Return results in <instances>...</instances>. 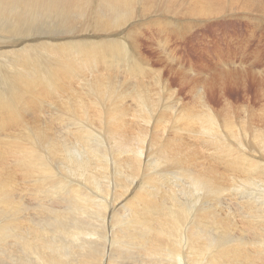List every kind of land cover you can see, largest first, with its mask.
Returning a JSON list of instances; mask_svg holds the SVG:
<instances>
[{"label":"bare ground","instance_id":"1","mask_svg":"<svg viewBox=\"0 0 264 264\" xmlns=\"http://www.w3.org/2000/svg\"><path fill=\"white\" fill-rule=\"evenodd\" d=\"M159 1L0 0V31L5 29L14 37L25 36L27 23L43 17L58 19L67 26L79 20L83 26L102 29V32H112L117 28L120 31L119 27L123 28L122 25L131 20L137 10L150 9ZM215 2L200 0L198 6L194 2L199 11L191 3L194 9L191 5V9L184 6L189 8L187 13L204 17L215 11ZM181 9L179 13L185 15L186 10L181 12ZM171 10L176 14L177 10ZM114 33L117 34L114 31L113 36ZM108 34V37L112 35L106 31ZM64 36V39L68 37ZM125 36L134 40L129 38L131 35ZM87 38L89 44H74V41L73 45L59 46V43L57 47L38 45L34 49L36 52L41 51L54 58L45 63L38 57L36 59L35 54L34 57L24 56L21 50L10 53L8 45L12 58L9 56L6 63L0 62V68L6 69L0 71V264H264V197L259 205L249 197L245 203H239V208L246 213L247 232H234L239 223L237 227L222 220L221 212L217 214L222 205L220 197L230 188L234 190L243 185L247 191L251 187L264 190V167L254 156V153H264V130L248 128L236 119L235 124L231 119L221 120L203 104L205 92L202 88L197 89L198 99L194 106L188 108L189 105L185 104L187 107L176 109L177 116H171L168 114L171 108L167 110L160 106L164 97L154 92L156 88L152 89L158 87L162 79L156 77L154 81L151 74L155 85L150 83L151 88L146 81L143 83L145 75L135 58L134 41L130 42L132 48L129 51L119 41L115 43L117 37L115 41L112 37L113 43L107 41V44H93ZM19 42H23L22 39ZM99 64L102 68H98ZM231 65L234 68L233 62ZM85 70L95 71H91L95 74L91 78V88L88 85L89 90L87 86L81 91L74 90V80ZM119 70H123L125 76L137 79L133 80V85L130 81L132 88L129 89L125 82V86H115L117 82H113V76ZM225 72L219 77L227 79L230 74ZM53 90L62 94L64 99L57 100L58 95L55 97ZM127 99L133 102L132 108H129L132 104L129 107L124 105ZM44 106L54 108L47 123L39 125L27 119L28 115L42 114ZM226 116L229 117L228 114ZM104 117L106 140L115 153L123 154L118 167L126 183L142 167L148 126L151 128L148 147L156 151H153L155 157L151 165H162L156 176H148L144 180L138 192L131 194V190V200L126 199L123 204H115L116 195L110 181L105 182L107 178L93 173L95 169H108L103 142L94 129L103 124ZM84 121L91 126L89 129L84 126ZM57 126L65 131V137L57 136ZM165 130L173 135L167 134L169 137L160 144L159 134ZM205 152L207 155L211 153L209 159H203ZM213 163L222 165L224 170L219 171ZM74 181L80 182L74 185ZM125 182L121 181L115 187L126 192ZM19 183L25 186L23 196L17 194ZM199 193L203 202L196 208L193 205L195 200L192 203L191 200L192 197L197 199ZM178 194L188 198L186 203L179 199ZM234 194L237 195L235 191ZM234 200L238 202V199Z\"/></svg>","mask_w":264,"mask_h":264},{"label":"rangeland","instance_id":"2","mask_svg":"<svg viewBox=\"0 0 264 264\" xmlns=\"http://www.w3.org/2000/svg\"><path fill=\"white\" fill-rule=\"evenodd\" d=\"M161 1L162 0H160L158 3L153 4L150 9L145 8V11L137 10L132 17L134 19L131 18V20H128L130 22L127 21L126 23H124L122 25L123 28H121V26H120L119 27L120 31H118V28H117V30L115 29L112 32H110L109 30H106V31H108V33H110V35L115 31L117 34L114 33L115 36H113V34L111 35L113 37L114 41L117 37V41H115V43H117L119 41L124 46V48L128 49L129 51L132 48V44H135V45H133V49H135L133 51H135V53H134L135 58L137 59L138 64L140 63L139 67H140V69H142V71L145 75V78L143 79L144 84L146 81V85L151 87L152 84H153L152 86L155 85V83H154V81H156L155 79H157L158 77L160 79H162L161 84H159L161 89L159 86H158L159 88L157 86H155L153 88L151 87L153 90H155V88L157 89L154 91L155 93L158 92L159 95H161V97H164L163 102H165V103L161 102L162 104L160 103L161 104L160 106L163 108H167V110H169V108H171L170 111H168V114H172L171 116H173V117L177 116L175 114H178L177 110H180L181 107L183 109L186 105L187 106L189 105L188 106V108H189V107H191V105L194 106L197 103L198 90H200L202 88L201 90L205 92V99L203 100V104L206 107H208V109L211 112H213L215 115H217L221 120L222 119H231L234 123L235 119H236V122L241 123V121H242L243 124L246 125L248 128L252 127V128H255L259 131L264 130V0H221V2H220V0H215L216 2L213 5L215 7V11L212 13L215 16L210 14L211 17L207 14L204 15V17H203V15H200L197 13H189V12H188L189 14L187 13L186 9L189 10V8H190L189 6L191 4L196 6V4L200 0H196V1L195 0H185V1L184 0H182V1L181 0H163V3ZM174 1H175V3H173ZM194 2H196V4H194ZM189 3H191V4H189ZM168 4H170V5H168ZM184 4L186 6H188L189 8L184 6ZM198 4H200V3H198ZM198 4H197V6H198ZM158 5H160V6H158ZM166 5H168V6H166ZM175 5H176V7H175ZM181 5H183V6H181ZM192 5H191V8L194 9L193 7H195V6H192ZM169 6L170 7L172 6L171 8L173 9V12H175L177 10L176 14L171 12L172 10ZM197 6H196V8L198 9L199 7H197ZM167 7H169V8H167ZM183 7H184V10L181 9ZM136 8H138V6ZM179 8L181 9V12H182V10H183V12L186 10L185 15H182V13L181 14L179 13L180 12ZM174 9H176V10H174ZM199 10H200V8L198 9V11ZM158 11H160V12H158ZM168 11H170V12L168 13ZM138 12H140V14H137ZM157 12L159 13V15H157L158 14ZM211 12H212V10H211ZM218 12L220 15L218 14ZM162 13H163V15H162ZM177 13L180 15H178ZM216 13L218 14V16L216 15ZM175 17H176V19H175ZM178 17H180V18H178ZM201 17H203V18H201ZM207 17L209 18V20ZM161 18H162V20H161ZM213 18L215 20H213ZM164 20L166 22H162ZM167 20L169 21L168 23H167ZM177 21H179V24ZM75 22H76V24H75ZM161 22L163 23V25ZM79 23H80V25H79ZM80 26H81V28H80ZM152 26H154V28ZM172 26H173V28H171ZM76 27H78L80 29V31ZM85 28H87V29H85ZM26 29L28 30V32L26 33L25 36H21V37H14V36H12V34L8 33L7 31L5 32V29L1 30L2 32L0 31L1 32L0 33V41H1L0 42V54H1V51L3 52L4 50H5V52H7L8 51L7 49H9V48L11 49V50L9 49L10 53H13V51L19 52L21 50L20 52L22 54H25L24 56H27V54H28L29 56L34 57L33 55L35 54L36 59L38 57L40 60H42L45 63V61H47V62L53 61L54 58L51 55H46V54L42 53L41 51L36 52L34 49L37 48L38 45H42V44L49 45L50 44L49 46L57 47L59 43H60L59 46H62L61 44L73 45L74 41H75L74 44H76L77 42H78V44H89V43H87V41H88L87 37H89V39H91V40H89V42H91L93 44H95V42L107 44V41L113 43L112 42L113 40L111 39L112 37L111 36L108 37L109 34L106 35L105 30H103V32L105 31L103 34L102 29L100 31V29L95 30V28H92L91 26H83L79 20L74 21L71 25L67 26L62 21H59L58 19L53 18V20H52L51 17H43V18H39L38 20H35L34 22L27 23ZM121 29H122V32H121ZM75 30L79 31V32H76ZM83 30L85 32H83ZM93 30L96 32L94 33ZM163 30H164V32H163ZM48 31H49V33H48ZM69 31H70V33H69ZM60 33H61V35H59ZM75 33H76V35H75ZM63 34L64 35L66 34V36H68V37H66V39H64L65 36ZM77 34L79 37L77 36ZM92 34H94L93 35L94 37L92 36ZM5 35H7V36H5ZM8 35H9V37H8ZM124 35H129V36L131 35L129 38L132 37V39H134L133 41L135 43L130 39L128 40L127 39L128 36L124 37ZM49 36H50V39H48ZM69 36L70 37L73 36V37L70 38ZM76 36H77V38H76ZM156 36H157V38H156ZM40 37H42V38H40ZM7 38L9 41L7 40ZM121 38H123V39H121ZM12 39L14 42L12 41ZM19 39H22L23 42H19ZM82 40H84L83 43H81ZM100 40H101V42H100ZM35 41H37L38 43ZM162 41H163V43H162ZM17 42H19V43H17ZM130 42L131 43L133 42V43L131 44ZM156 43H159L160 45L156 44ZM130 44H131V46H130ZM8 45H9V48H7ZM160 46L162 47L163 50L161 49ZM166 46H167V48H166ZM156 50H157V52H156ZM9 51L7 53H9ZM7 53L3 52L0 55V62L3 61L1 63H6V60L10 59L9 56H11L12 54H10V53L7 54ZM230 54H232V56ZM164 55H165V58H164ZM42 57L44 60L42 59ZM11 58H12V56H11ZM139 61H141L142 63ZM229 61L231 63H228ZM232 62L234 64L233 65L234 68H232V65H231ZM220 64L222 67L220 66ZM226 65H227V67H226ZM230 66L233 70L230 68ZM98 68H102V65L99 64ZM236 68H237V70H236ZM25 69H27V67ZM221 69H223V70L225 69L226 72L221 71ZM230 69H231V71H229ZM3 70H6V69L0 68V71H3ZM37 70H40V69H37ZM91 71L93 73H95L94 70H85V71H83L82 74L80 73V75L73 82L75 84V85H73V87L75 88L74 90H77V91L80 90L81 91L83 88H86V86H87V90H89V87L91 88V86H92L91 85V81H92L91 78L92 77L94 78V75H95ZM172 71H173V73H172ZM9 72H10V70H9ZM224 72L227 74H230V76H228L227 79H225V77L223 78V76L219 77V75L224 73ZM154 73H156V74L154 75ZM158 73H161V75ZM89 74L91 75V77ZM151 74H153L152 75L153 77H151ZM181 74H183L184 77ZM85 75H87V76H85ZM115 75L113 76L114 77L113 82L114 81L117 82V83L114 82L115 86L117 88L119 87L120 84H124V86H125V83H126L127 84L126 86L130 89V88H132V85L134 84L133 80H135V81L137 80L133 76H130V75L125 76V74H123V70H119L118 74H115ZM117 75H118V78H117ZM119 75H120V77H119ZM147 76H149V77L147 78ZM168 76H170V77H168ZM171 77L172 78L174 77L175 79L174 78L172 79ZM120 79H121V81H120ZM166 79L168 80V83H166L167 82ZM209 79H211V80H209ZM223 79L226 81H223ZM77 80H79V81H77ZM219 80H221V81H219ZM126 81H128V82H126ZM130 81H131V83L133 82L132 85H131ZM212 82L213 83L215 82L216 84L214 83V85H213ZM150 83H151V85H150ZM165 83L167 84V86H165L166 85ZM194 83H196V84H194ZM236 83H238V84H236ZM242 84H245V85H242ZM88 85H89V87H88ZM175 85H177V86H175ZM210 85H211V87H209V89H208V86H210ZM79 86L82 88H80ZM191 86H193L194 88L193 87L191 88ZM166 87L168 89L165 90ZM188 87H189V89H188ZM205 88H206V90H204ZM189 90H190V92H189ZM193 90H195V91H193ZM209 90H211V93ZM164 91L166 92V94ZM207 91H209V92H207ZM170 92H172V93H170ZM53 93H54L55 97L58 95L57 96L58 98L56 97L57 100L64 99V96H62V94L59 95V93H57V91L53 90ZM162 93H164V94H162ZM208 94H210V95H208ZM211 94L213 95L214 98L211 96ZM185 95H187V96H185ZM25 97H30V96H25ZM27 99H29V98H27ZM187 101H188V104H187ZM128 102H130V103H128ZM127 103L130 105H128ZM131 104H132V106H131ZM164 104H165V106H164ZM224 104H227V105L224 106ZM231 104H232V106H231ZM124 105L128 106V107L131 106L129 108H132L134 106L133 102H131V100H128V99L125 100ZM170 105H171V107H170ZM216 105L218 108L215 107ZM222 106H224L225 110L223 109ZM227 107H230V108H227ZM243 108H245V109H243ZM221 109H223L224 111ZM246 109L249 111L247 112ZM227 110H229V111H227ZM42 112H43L42 114L36 113L34 116L28 115L31 117L28 118V116H27V119L30 120V122H32V120H33L34 122H37L39 125H43L44 123H47L48 116H49V114L54 112V108H52V106H46V108H45V106H44V108L42 109ZM226 112H228L227 113L229 115L228 118L226 116L227 115ZM229 112H231V113L229 114ZM221 113H222V115H221ZM245 113H246V116L244 115ZM230 115L232 118L230 117ZM242 116H244V117H242ZM105 122H106V118L104 117L103 118V124L100 125L101 128L99 127V128H94V129L96 130V133L98 134V136L100 137V139L103 142L104 151H105V158L107 159L106 165H107L108 169L106 171L101 170V169H95L96 171L94 170L93 173L98 174L102 178H107V180H104L105 182L108 180L110 181V184L112 185L111 188H113V190L115 191V195H116L115 204H119L120 202H122V204H123V203H126L127 201L131 200V197H132L131 194H135L136 192H138L139 188L143 185L144 180L146 181L148 179V176H156L155 174H157L158 171L160 169H162L161 168L162 165H159L157 167H154L151 165L152 160H154V157H155V155L153 154V151L154 152H156V151L153 150L152 148L148 147V146H150V144H149L150 138H148V136L150 134L149 130L151 129L148 126V127H146L147 130L149 129L148 134H147V140H146V143H148V144L145 143V147H144L145 150H142L144 154L142 153L143 159L141 158V164H142V167L140 169L141 171L139 170V172L136 174V176L132 179H128V181L126 183L124 181V178H123L124 174H123V172H121L122 171L121 169L119 170V167H118L119 161L122 158H124L123 154L115 153L110 142L106 140L107 135H106V132L104 130ZM83 124L87 129H89L91 127L90 125H87L85 121L83 122ZM56 132H57L56 133L57 136L60 138H63L66 136L65 131H63V129L59 128L58 126L56 127ZM167 134H169V136L173 135V133H171L168 130H165V132H162L159 134V141H161L160 144L162 142H164L169 137V136H166ZM161 137H163V139ZM144 151H146V152H144ZM147 153L149 156H147ZM209 153L207 155L205 152L204 155L202 156L203 159H209L210 158ZM254 156L257 157L256 158L257 161H260L261 166L264 167V153H261V155L254 153ZM117 158H118V160H117ZM213 164H214L213 166L215 168H217L219 171L224 170V167L222 165H219L217 163L216 164L213 163ZM150 174H152V175H150ZM121 181L125 182V186L128 189L126 192H125V189H119V188L115 187L116 184L121 182ZM79 182L80 181H76L74 185H78ZM81 183L83 185V182H81ZM85 185L90 191H92L93 193H96V192H94V190L92 189L91 186H89L87 184H85ZM176 186H177V183L175 184V188H176ZM240 186L241 185H238L236 187L237 189L233 190V188H230L229 191L224 192L223 193L224 195L222 194L223 195L222 197L224 199L222 197H220V200H219V201H221V202H219L220 205L222 204L221 208H219L220 210L217 209L218 215L221 212L220 213L221 215H219V216L221 219L223 217L222 220H225V221H227V222H229V223H231L237 227H238V223H239V228H235V230H233L234 232H238V233H240L242 231L247 232V228H246V224H245V220L247 218V217H245L246 213H245V211H243L239 208V205L245 203L247 197H249V199L253 200V203L255 205H259V204L263 203L262 198L264 197V190L262 188H255V187L252 188L251 187V188H249L251 191L249 189L247 191V189H246L247 187L243 188L245 186H243V185L241 187ZM18 187H16V189L18 190L17 194L25 195V192H24L25 186L23 185V183H19ZM131 190H133V193L130 194ZM163 190L165 191V189H163ZM241 190H242V192H241ZM116 191L118 192V194H116L117 193ZM234 191L237 193V195L234 194ZM243 192L245 194H243ZM228 194L230 195V197H228ZM240 194H242V195H240ZM117 195H119V196H117ZM178 195H179V199H184V200H182V202L186 203V201H185L186 198L184 196L181 197L182 196L181 194H178ZM225 198H227V199H225ZM126 199H127V201H125ZM192 199L193 200H191V203L194 200L195 201L197 200L196 201L197 203L195 201L193 202V205H195L196 208L198 206H200V204L203 202L202 201V195L200 193L197 196V199L196 198L194 199V197H192ZM199 199L201 200V202ZM234 199H238L237 200L238 202H236ZM198 200L200 203L198 202ZM227 201H229V202H227ZM232 203H233V205H232ZM232 211L234 213H237V214L232 213ZM123 212L124 211H121L120 213L124 214ZM32 213L35 214L34 211Z\"/></svg>","mask_w":264,"mask_h":264}]
</instances>
